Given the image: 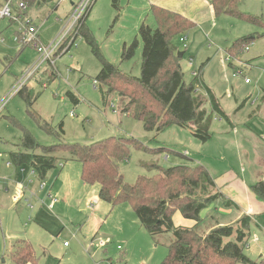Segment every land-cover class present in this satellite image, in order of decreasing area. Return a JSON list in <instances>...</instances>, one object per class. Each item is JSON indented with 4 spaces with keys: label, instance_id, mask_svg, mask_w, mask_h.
<instances>
[{
    "label": "rangeland",
    "instance_id": "374dc122",
    "mask_svg": "<svg viewBox=\"0 0 264 264\" xmlns=\"http://www.w3.org/2000/svg\"><path fill=\"white\" fill-rule=\"evenodd\" d=\"M3 5L0 0V8ZM71 8L69 0H55L30 6L22 14L39 28V41L49 44L60 34ZM149 8L146 0H97L86 20L100 54L137 77L141 76L144 51L139 28L142 23L156 27ZM239 9L261 22L227 14L199 20L207 12L198 10L192 13L195 26L172 39L184 52L181 64L185 82H194L195 95L204 99V107L206 103L210 106L205 85L210 87L227 114L223 118L213 114V137L206 142L176 124L161 132L146 130L141 120L121 111L126 99L116 94L105 103V86L97 80L102 61L82 33L66 53L60 50L56 54L54 66L45 63L28 78L23 92L11 97L14 86L36 64L39 53L33 43L23 44L17 38L21 23L9 17L0 19V104H5L0 111V258L19 238L30 239L38 255H47L44 261L54 264H160L167 257L175 240L173 231L152 235L132 204L111 206L102 200L99 184L83 183L82 163L68 152L57 153V166L43 179L29 164L13 163L11 154L26 152L24 130L43 146L133 136L150 148L164 151L153 154L131 147L130 160L121 164L129 183L140 174H157L155 166L149 168L153 163L164 167L203 164L225 173L229 162L236 164L231 150L237 139L232 135L244 131V119L253 110L260 113L252 126L261 124L264 131V0H240ZM241 38L249 40L248 49L236 47ZM124 47L132 49L127 57L123 56ZM69 92L79 101H73ZM47 124L53 133L46 130ZM30 152L38 154L41 149ZM50 196L58 199L54 208H49ZM164 196L163 191L150 195ZM96 199L93 207L90 202ZM223 209L214 201L200 216L208 223L213 222L211 216L220 218L224 225L235 222L237 212L229 215ZM258 219L264 224V215ZM174 223L185 226L180 213L174 216ZM258 228L251 223L245 248L253 260L264 252V234ZM65 242L71 246L65 247ZM208 264H232V259L212 254Z\"/></svg>",
    "mask_w": 264,
    "mask_h": 264
},
{
    "label": "trees",
    "instance_id": "16d2710c",
    "mask_svg": "<svg viewBox=\"0 0 264 264\" xmlns=\"http://www.w3.org/2000/svg\"><path fill=\"white\" fill-rule=\"evenodd\" d=\"M52 1L55 0H14L13 4L16 9L19 2L30 7ZM239 2L212 0V5L217 16L227 14L253 23L261 22L259 17L241 11ZM150 13L156 27L142 23L139 28L144 42L140 77L123 72L118 65L100 54L86 27V17L79 27L77 35L82 33L86 37L102 61L97 80L105 86L103 99L107 103L111 94L125 98L121 111L141 120L148 131L161 132L176 124L190 129L194 136L206 142L212 136L213 114L224 117L226 113L209 87L206 89L213 112L206 111L204 99L195 95L194 82H185L181 57L178 56L180 51L172 43L175 36L188 32L195 23L181 13L158 5L151 6ZM248 41L247 38L238 39L236 47L246 48ZM131 50L124 47L123 56L127 57ZM68 94L73 101H79L74 93ZM46 127L47 131L53 133L48 124ZM24 131L23 146L26 152H13V163L29 164L43 179L57 166V153L68 152L73 159L82 163L83 183L99 184V197L102 200L111 206L123 202L132 204L141 224L152 235L173 231L175 240L169 245V253L160 264H208L212 254L226 255L232 259V264H264V253L256 260L245 253L252 223L248 215L233 224L216 225L209 230L200 226L204 220L200 216L201 211L210 203L223 199L226 206H237L216 190L214 178L203 164L164 167L153 163L149 168L155 166L157 174H140L134 183H129L125 180L121 164L130 160L131 147L153 154L163 152L164 148H150L133 136H109L91 144L76 142L43 146L35 141L30 132ZM34 149H41V153H31ZM251 188L264 201V181L256 182ZM157 191H163L165 196L150 197ZM177 213L195 224L176 226L174 216ZM11 257L17 264H38L39 260L32 244L26 240L17 242Z\"/></svg>",
    "mask_w": 264,
    "mask_h": 264
},
{
    "label": "crops",
    "instance_id": "0c3cea01",
    "mask_svg": "<svg viewBox=\"0 0 264 264\" xmlns=\"http://www.w3.org/2000/svg\"><path fill=\"white\" fill-rule=\"evenodd\" d=\"M96 1L97 0H95L93 5L96 3ZM146 1L150 4V8L153 5H158L168 10L181 13L182 15H185L191 20L192 19L194 20V18H192L193 17L192 13L198 10L199 11L203 10L207 12L205 16L201 15L199 20L210 18L212 14H215V11L212 5V0H146ZM75 2H77V0H69V4L71 5V7L73 6ZM93 5L88 11L89 14L87 13L88 16L91 14ZM87 15H86V20L88 18ZM64 53L65 52L62 51L61 54H64ZM180 65L182 66L181 60H180ZM205 87H208V86L205 85ZM209 89L212 91L210 87ZM208 103L210 104V106L207 107L206 106L207 103H206L205 109L208 113H211L213 112V109H212L210 100ZM219 105H220V108L222 109L220 102H219ZM240 108L241 107L239 106L238 110ZM259 113H260L259 110H253L250 113L249 118L244 119V121L246 122L245 129H243L244 131L240 132V130H237L235 132L236 136L232 135L233 140H234L233 137L237 139V142L233 141L234 148H235L234 151L231 150L236 158L235 159L236 164L229 162V165H228L229 167L225 171V173H219L217 169H214V168L209 169L207 166L206 167L208 168L209 172L214 178V181L216 183V190L221 192L225 196L226 199L232 200L237 204V206L236 205L226 206L223 199L217 200V202L220 205H223L224 213L231 215L233 211H236L237 216H236L235 222H237L243 216L248 215L251 218V221L256 223L257 226L259 227L258 229L264 234V224H262L260 222L261 220L258 219V216L260 217L264 215V201L259 199L258 196L253 192L251 188V186L255 184L256 182L260 180L264 181V131L262 130L263 127L261 126V124H260L261 128L260 126H252L253 120L255 119V117L257 118V116H259ZM224 117H227V114ZM220 118H223V116H220ZM234 127H236V125H234ZM212 137H213V132H212V136L210 139H212ZM248 169L250 170V172H248ZM255 217H257V219ZM183 218L184 217L182 216V225L193 226L195 224L194 221L184 220ZM211 219L213 221L212 223H208V221L204 219L203 223L200 226L203 225L204 230H209L216 225H224L221 223L220 218L216 216H211ZM205 223H207V225ZM21 240H26L31 243L30 239L19 238L16 241L18 242ZM16 244L12 245L10 249L8 250V252L5 254V256L1 257L3 264H17L16 262H14V260L11 257V253L16 248ZM64 246L70 247L71 244L64 245ZM33 248L39 259L38 264H49V262H52V264H54L53 261H49V260L44 261L45 260L44 258L48 256L46 255V256L41 257L40 255H38L34 246ZM262 254H260V256Z\"/></svg>",
    "mask_w": 264,
    "mask_h": 264
},
{
    "label": "built area",
    "instance_id": "2783aa9c",
    "mask_svg": "<svg viewBox=\"0 0 264 264\" xmlns=\"http://www.w3.org/2000/svg\"><path fill=\"white\" fill-rule=\"evenodd\" d=\"M64 2L60 0V2ZM95 0H78L72 6V10L64 19L63 28L58 35V37L50 42L49 44H43L39 41V28L33 24L27 17H23L21 12L28 9V6L24 2H19L15 9L14 0L4 1V5L0 8V19L9 17L11 20L17 23H21L19 32L17 33V38L24 43H33L36 47L37 52L39 53L36 64L21 78L17 84L14 86L11 91V97L17 94L33 73L45 63L50 65L56 64V54L61 50L64 51L74 44L76 40V35L79 27L82 25L89 9L92 7ZM185 38H182L181 41H184ZM248 49V46L246 47ZM249 81L248 79L246 80ZM5 106V104H0V111ZM41 187L44 188L45 184H41ZM58 199L56 197L50 196L49 208H54ZM97 199L91 201V205L96 207L95 203ZM64 245H68V242H65ZM249 244H247L248 246ZM0 264H3L2 259L0 258ZM115 264V263H113ZM143 264V263H140Z\"/></svg>",
    "mask_w": 264,
    "mask_h": 264
},
{
    "label": "water",
    "instance_id": "95a60500",
    "mask_svg": "<svg viewBox=\"0 0 264 264\" xmlns=\"http://www.w3.org/2000/svg\"><path fill=\"white\" fill-rule=\"evenodd\" d=\"M183 54H184V52H179V53H178V56H179V57H182ZM261 256H262V255H261Z\"/></svg>",
    "mask_w": 264,
    "mask_h": 264
}]
</instances>
